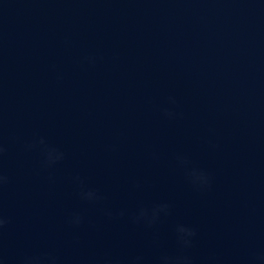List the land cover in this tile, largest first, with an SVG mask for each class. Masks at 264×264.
<instances>
[{"label":"water","instance_id":"water-1","mask_svg":"<svg viewBox=\"0 0 264 264\" xmlns=\"http://www.w3.org/2000/svg\"><path fill=\"white\" fill-rule=\"evenodd\" d=\"M0 148V264H259L264 0H0Z\"/></svg>","mask_w":264,"mask_h":264},{"label":"clouds","instance_id":"clouds-1","mask_svg":"<svg viewBox=\"0 0 264 264\" xmlns=\"http://www.w3.org/2000/svg\"><path fill=\"white\" fill-rule=\"evenodd\" d=\"M174 103V100H173ZM165 115L171 117L173 113L168 112L165 110ZM41 143L43 141L41 140ZM3 152V149L0 148V153ZM63 159V153L59 152L56 149H48L47 150V157H46V164H52L57 162L58 160ZM191 182L194 185L204 186L208 183V177L203 172H197L193 170L190 173ZM6 177L0 175V185H2L6 181ZM81 198L88 201V202H98L103 199L101 195H99L94 190L88 191H81L80 193ZM170 205L167 203L157 204L149 208H140L139 211L134 214L131 219L132 222L135 224L143 223L146 227H152L160 218V215L163 213L165 215L168 214V210ZM124 212L121 211L119 213L120 216H124ZM106 215L111 217L113 214L111 211H107ZM83 221V218L79 214H74L70 220V223L74 225H79ZM6 221L3 218H0V228ZM175 237L176 243L179 248V252L176 255H168L164 254L159 257V264H193V259L190 255H188V250L193 246V240L196 237V229L184 224H177L175 226ZM254 261L259 262V264H264V255H256L253 257ZM56 264V258L53 256H44V257H26L24 260V264ZM143 257L137 256L133 258L129 264H142ZM105 264H112L111 261H106Z\"/></svg>","mask_w":264,"mask_h":264}]
</instances>
